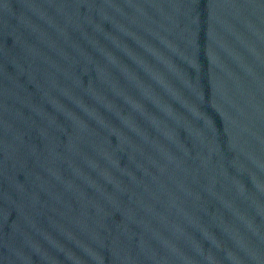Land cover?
Wrapping results in <instances>:
<instances>
[{
  "label": "water",
  "instance_id": "water-1",
  "mask_svg": "<svg viewBox=\"0 0 264 264\" xmlns=\"http://www.w3.org/2000/svg\"><path fill=\"white\" fill-rule=\"evenodd\" d=\"M0 264H264V0H0Z\"/></svg>",
  "mask_w": 264,
  "mask_h": 264
}]
</instances>
